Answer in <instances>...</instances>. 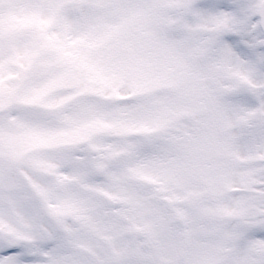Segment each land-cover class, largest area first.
I'll list each match as a JSON object with an SVG mask.
<instances>
[{"label": "snow or ice", "instance_id": "obj_1", "mask_svg": "<svg viewBox=\"0 0 264 264\" xmlns=\"http://www.w3.org/2000/svg\"><path fill=\"white\" fill-rule=\"evenodd\" d=\"M0 264H264V0H0Z\"/></svg>", "mask_w": 264, "mask_h": 264}]
</instances>
